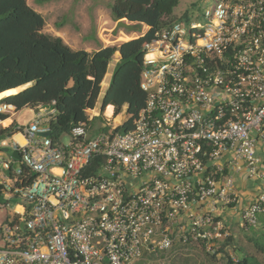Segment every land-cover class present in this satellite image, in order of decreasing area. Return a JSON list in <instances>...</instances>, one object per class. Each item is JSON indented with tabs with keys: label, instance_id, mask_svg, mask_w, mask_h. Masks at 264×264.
Listing matches in <instances>:
<instances>
[{
	"label": "built area",
	"instance_id": "obj_1",
	"mask_svg": "<svg viewBox=\"0 0 264 264\" xmlns=\"http://www.w3.org/2000/svg\"><path fill=\"white\" fill-rule=\"evenodd\" d=\"M201 20L175 23L144 46L146 98L131 131L88 137L78 124L63 144L50 138L55 111L37 108L0 141V205L10 209L0 264H162L176 244L214 254L231 237L220 213L238 202L236 178L256 183L240 219L257 227L264 0H214ZM14 112L0 104V114Z\"/></svg>",
	"mask_w": 264,
	"mask_h": 264
},
{
	"label": "trees",
	"instance_id": "obj_2",
	"mask_svg": "<svg viewBox=\"0 0 264 264\" xmlns=\"http://www.w3.org/2000/svg\"><path fill=\"white\" fill-rule=\"evenodd\" d=\"M180 1L115 0L109 8L112 21L126 19L149 29L138 38L88 53L74 51L61 38L41 33L44 19L27 5L26 0H0V99L6 97L0 104L12 106L15 112L23 108L53 109L55 116L50 122V138L60 140L78 124H92L95 118L90 121L86 111L95 108L108 66L118 52L120 60L102 96L101 112L112 106L113 117H116L125 109L128 119L113 132L131 131L146 98L140 88L144 46L155 34L170 29L173 24L190 23L188 14L179 19L174 16ZM24 86H27L24 90L13 92ZM7 118L0 114V121ZM12 129L17 133L10 127L1 129L0 134ZM227 241L231 243L230 239ZM227 264H233L230 258ZM234 264H247V260Z\"/></svg>",
	"mask_w": 264,
	"mask_h": 264
},
{
	"label": "rangeland",
	"instance_id": "obj_3",
	"mask_svg": "<svg viewBox=\"0 0 264 264\" xmlns=\"http://www.w3.org/2000/svg\"><path fill=\"white\" fill-rule=\"evenodd\" d=\"M114 1L26 0V3L43 17L44 27L41 33L59 37L67 46L69 45L75 49H91L95 46V38H98L103 44H111L120 42L125 37L131 38V40L135 39L146 30L145 26H136L135 24H133L136 27L135 31L115 29L116 22L112 21L109 10L110 5ZM213 2L214 0H181L174 10V16L179 19L184 14H188L194 23L203 25L204 22L201 20V15L204 9L213 5ZM127 24L130 23L127 22ZM118 33L121 35L119 40L116 38ZM115 66L111 63L108 69V77L105 79V85L98 98V103H100L110 83ZM35 110L37 109L23 108L20 111L14 112V114H8L13 124L6 128L11 127L15 131L16 129L21 130L22 127H25L35 117ZM119 115V118H110L108 120L111 126L118 127L128 119L125 110ZM106 124L102 122V125L98 124V126L102 128ZM4 126L1 124L0 130L5 129ZM89 129H92V126ZM7 139L11 140L12 138ZM60 140H62L63 144H66L70 138L68 135H64ZM9 210L0 205V224ZM238 225V228L241 230L240 235L242 236V241L238 245L240 248L234 249V245L228 243V239L217 244L216 248L222 251L217 253L215 249L214 254L207 253L205 249L197 246L176 244L171 250L161 255L159 259L162 264H227L229 258L230 260L234 258L237 261L246 259L247 264H264V214L258 215L256 228L246 230L241 224ZM192 249L196 250V252H191L190 250ZM232 263L237 262L232 261ZM136 264L144 263L139 262Z\"/></svg>",
	"mask_w": 264,
	"mask_h": 264
},
{
	"label": "crops",
	"instance_id": "obj_4",
	"mask_svg": "<svg viewBox=\"0 0 264 264\" xmlns=\"http://www.w3.org/2000/svg\"><path fill=\"white\" fill-rule=\"evenodd\" d=\"M148 29L149 28L146 27V30L144 31V33ZM144 33L141 34L140 36H143ZM120 36L121 35L118 33L117 37H116L117 40H119L121 38ZM96 39H98V38H95V42H94L95 46L93 48H91V49H87V48H82V49L76 48L75 49V48H72L69 45L68 46L71 49H73V50H84V51H86L88 53H91V52H95V51H97V50H99L100 48H103V47L113 46L115 44H118V43H121V42H127V41L131 40V38L125 37V38H123L124 40L122 39V40H120V42H117V43L103 44L99 39H98V41H96ZM119 60H120V55H119L118 52H116L113 55V58H112L109 66H108V69L111 66V63L113 65H116L119 62ZM108 69H107V74H106V76H105V78L103 80V83L101 84V93H102V88L105 85V79L108 77ZM108 107L112 108V113H111L110 117L106 116V114H105L106 108H108ZM106 108L104 109V112H101V101H100V103H98V101H97L96 106H95V108L93 110H87L86 111V114L89 117L90 121L95 118L93 120L92 124L90 126H87V135H88V137H93L100 129H102L104 127H107L106 130H108V129H113L114 130L116 128V127L111 126L110 123L108 122V120L110 118L116 119L120 115H118L116 117H113L114 108L112 106H107ZM46 109L49 110V108H46ZM34 113H36V110H35ZM99 116H100V119H96ZM2 122H1V124H2ZM102 122H105L107 124L105 126L103 125L102 128H99L98 124L102 125ZM12 124H13V122L10 120V118H7L6 121L4 120V123H3V125H5L4 128L9 127ZM118 124H120V123H118ZM91 126H92V129H89V127H91ZM16 136H20V135H15L14 139H15ZM21 144H24V141ZM236 179H237L236 180V193H237V196H238V202L233 207H231L230 209H226L222 213H220V216H221L220 220H222L226 224V226L228 227V229L230 231V234H231L230 241L234 245L233 246L234 249L240 248V247H238V245L240 244V241H242V236L240 235L241 230H240V228H238L239 227L238 224H242L239 215H241L243 207L252 199L253 195L255 194V187H256V183H254L252 181H246L245 179L240 178L241 179V182H240L239 178H236ZM190 251L191 252H196V250H193V249L190 250ZM238 261H240V260H238Z\"/></svg>",
	"mask_w": 264,
	"mask_h": 264
},
{
	"label": "water",
	"instance_id": "obj_5",
	"mask_svg": "<svg viewBox=\"0 0 264 264\" xmlns=\"http://www.w3.org/2000/svg\"><path fill=\"white\" fill-rule=\"evenodd\" d=\"M127 22H128V21H127L126 19H123V20L117 21V22H116L115 29H123V30H126V31H135V30H136V27H135L133 24H131V23H130V24H127ZM26 87H27V86L19 87V89L17 90L16 93H18V92L24 90ZM0 94H1V93H0ZM7 97H8V96H7ZM4 98H6V97L1 98L0 100H2V99H4ZM12 133H13V131L10 130L9 133H5V134L0 135V141L6 140L7 138H9L8 135H9V134H12ZM43 137H48V134H44ZM1 150H2L3 152H5V153L8 152V149H6V148H3V149H1ZM12 157H13L15 160H17V161L20 160V157H19V155H18V153H17L16 151L12 152Z\"/></svg>",
	"mask_w": 264,
	"mask_h": 264
},
{
	"label": "bare ground",
	"instance_id": "obj_6",
	"mask_svg": "<svg viewBox=\"0 0 264 264\" xmlns=\"http://www.w3.org/2000/svg\"><path fill=\"white\" fill-rule=\"evenodd\" d=\"M18 89H19V88L13 90V92H14V91H17ZM7 93H8V92H7ZM111 113H112V108H111V107L106 108V111H105L106 116L110 117V116H111ZM118 118H119V116H118ZM116 121H117V120H116ZM116 121H115V122H116ZM3 123H4V122H3ZM3 123H2V125H3ZM15 139L18 140L20 143H23V139H22L21 136H16Z\"/></svg>",
	"mask_w": 264,
	"mask_h": 264
},
{
	"label": "clouds",
	"instance_id": "obj_7",
	"mask_svg": "<svg viewBox=\"0 0 264 264\" xmlns=\"http://www.w3.org/2000/svg\"><path fill=\"white\" fill-rule=\"evenodd\" d=\"M12 131H13V130H12ZM13 134H14V131H13L12 135H13ZM15 134H16V133H15ZM12 135H11V136H12ZM9 138H11V137H9ZM6 140H7V139H6Z\"/></svg>",
	"mask_w": 264,
	"mask_h": 264
},
{
	"label": "flooded vegetation",
	"instance_id": "obj_8",
	"mask_svg": "<svg viewBox=\"0 0 264 264\" xmlns=\"http://www.w3.org/2000/svg\"><path fill=\"white\" fill-rule=\"evenodd\" d=\"M7 133H9V131Z\"/></svg>",
	"mask_w": 264,
	"mask_h": 264
}]
</instances>
